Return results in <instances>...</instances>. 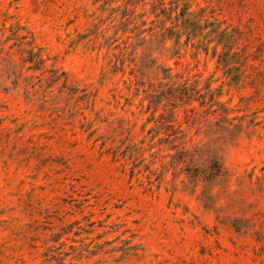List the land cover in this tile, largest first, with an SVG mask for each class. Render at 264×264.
I'll list each match as a JSON object with an SVG mask.
<instances>
[{"label": "rangeland", "instance_id": "rangeland-1", "mask_svg": "<svg viewBox=\"0 0 264 264\" xmlns=\"http://www.w3.org/2000/svg\"><path fill=\"white\" fill-rule=\"evenodd\" d=\"M0 264H264V0H0Z\"/></svg>", "mask_w": 264, "mask_h": 264}]
</instances>
